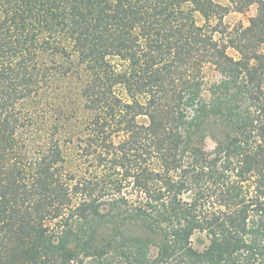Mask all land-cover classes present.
<instances>
[{
	"label": "trees",
	"instance_id": "trees-1",
	"mask_svg": "<svg viewBox=\"0 0 264 264\" xmlns=\"http://www.w3.org/2000/svg\"><path fill=\"white\" fill-rule=\"evenodd\" d=\"M229 1L0 0V264H264V0Z\"/></svg>",
	"mask_w": 264,
	"mask_h": 264
},
{
	"label": "rangeland",
	"instance_id": "rangeland-1",
	"mask_svg": "<svg viewBox=\"0 0 264 264\" xmlns=\"http://www.w3.org/2000/svg\"><path fill=\"white\" fill-rule=\"evenodd\" d=\"M213 1L220 6V12L223 13L221 16V23L222 25H226L228 29L239 23H241L242 25H246L247 19L252 15H254L256 9L255 6L252 5L249 8H247L244 12H238L230 6L229 0H213ZM216 21L217 18L212 20L213 23H215ZM216 35L219 34L217 33ZM227 51L232 56L234 57L237 56L236 52L232 48H228ZM193 245L197 248L201 247V245L198 244L195 240H193Z\"/></svg>",
	"mask_w": 264,
	"mask_h": 264
}]
</instances>
